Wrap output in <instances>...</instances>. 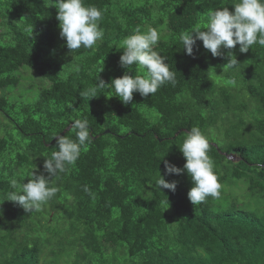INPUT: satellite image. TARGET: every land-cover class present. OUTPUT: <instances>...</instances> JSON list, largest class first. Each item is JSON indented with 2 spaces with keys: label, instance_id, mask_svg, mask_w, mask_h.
I'll list each match as a JSON object with an SVG mask.
<instances>
[{
  "label": "trees",
  "instance_id": "16d2710c",
  "mask_svg": "<svg viewBox=\"0 0 264 264\" xmlns=\"http://www.w3.org/2000/svg\"><path fill=\"white\" fill-rule=\"evenodd\" d=\"M236 2L85 0L103 10L104 37L71 54L55 0H0V264H264V48H221L214 58L197 41L188 56L179 39L197 24L206 29L212 11H234ZM148 27L159 33L154 50L176 72L175 85L147 98L134 93L128 105L111 86L82 97L98 80L110 85L126 71L145 74L136 65L121 68L119 59L124 39ZM229 52L235 70H223ZM22 69L40 83L10 101L5 92L18 89ZM228 77L236 87L225 86ZM75 119L88 120L92 141L52 178L56 195L33 213L8 201L30 173H43L54 138ZM192 127L209 137L222 185L219 198L195 206L188 174L165 175L164 167L183 169L179 148ZM64 136L75 140V130ZM160 175L178 181L174 193L148 187Z\"/></svg>",
  "mask_w": 264,
  "mask_h": 264
},
{
  "label": "clouds",
  "instance_id": "9594fccd",
  "mask_svg": "<svg viewBox=\"0 0 264 264\" xmlns=\"http://www.w3.org/2000/svg\"><path fill=\"white\" fill-rule=\"evenodd\" d=\"M49 2L51 4V0ZM51 5L57 9L60 37L66 40V47L71 54L81 48L92 49L103 39L104 31L99 26L103 10L94 5H86L85 0H55ZM232 7L234 11H230L228 7L212 11L207 18L206 29L197 24L192 30L180 33L179 39L188 56H193L197 41H202L203 48L214 58L222 57L221 48L230 50L239 45L241 53H247L253 45L264 48V0H238ZM159 38L155 28L148 27L146 32L137 28L134 34L124 39V51L119 64L123 69L136 65L137 71H143L145 74H136L133 78L128 74L130 71H126L121 78L113 79L110 85L98 80L96 84L84 90L81 96L94 98L100 89L111 86L116 97L124 105H128L132 103L134 93L147 98L165 84L175 85L176 72L170 69L169 64L165 62L166 58L154 50ZM238 65L235 55L229 52L228 63L223 70H235ZM76 70L79 71L78 66ZM224 84L236 87L237 81L228 77L224 79ZM72 128L75 130V140L68 136L54 138L55 151L43 164V173H47V176L43 173H30V179L22 184L20 192L12 191L8 194V201L19 205L25 212L33 213L40 211L42 206L56 195L59 189L50 186L52 178L74 166L82 149L92 141L87 119H75ZM209 149V137L199 127H192L179 148L186 160L183 169L164 162L165 175H181L186 172L191 178L192 187L187 197L194 206L205 202L208 197L220 196L222 185L214 171V162L208 154ZM16 183L15 180L11 181L14 189ZM177 185L178 181L166 182L160 175L156 184L148 187L156 191L161 188L168 189L174 193ZM84 191L92 195L87 186Z\"/></svg>",
  "mask_w": 264,
  "mask_h": 264
},
{
  "label": "rangeland",
  "instance_id": "374dc122",
  "mask_svg": "<svg viewBox=\"0 0 264 264\" xmlns=\"http://www.w3.org/2000/svg\"><path fill=\"white\" fill-rule=\"evenodd\" d=\"M3 32H4L3 28H0V38H1V35H2ZM139 75H141V74H139ZM16 76H18L20 78V80H21V84L18 87V89L17 90H7L5 92L10 101H13L12 100V97L14 99H16L22 91H24V93H25V90H27L26 94H24V97L27 96L28 94H30V93H28L29 91H33V92L37 91V88H35L33 86L35 84L40 83L39 82V78L33 76L32 72L30 70H28V69H22L19 73L16 74ZM16 91H18V93H15ZM33 94H35V93H33ZM37 96H38V94H35V97H37ZM1 115H2V113H0V116ZM1 120L2 119L0 118V121ZM1 126L6 130V128L8 127V123L7 122H3V123H1ZM13 134L16 135L17 133L16 132H13ZM15 140L18 141V137ZM59 225H62V224L60 222H57L54 225V227L55 228H58Z\"/></svg>",
  "mask_w": 264,
  "mask_h": 264
},
{
  "label": "water",
  "instance_id": "95a60500",
  "mask_svg": "<svg viewBox=\"0 0 264 264\" xmlns=\"http://www.w3.org/2000/svg\"><path fill=\"white\" fill-rule=\"evenodd\" d=\"M72 126L68 127L63 133H61L59 136H64L66 134L67 131H69L71 129ZM180 134V132L177 134V136ZM55 141V139H54ZM53 141V142H54Z\"/></svg>",
  "mask_w": 264,
  "mask_h": 264
}]
</instances>
